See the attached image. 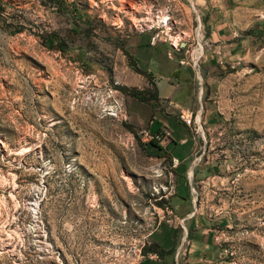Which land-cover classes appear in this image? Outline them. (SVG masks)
<instances>
[{
  "label": "rangeland",
  "instance_id": "obj_1",
  "mask_svg": "<svg viewBox=\"0 0 264 264\" xmlns=\"http://www.w3.org/2000/svg\"><path fill=\"white\" fill-rule=\"evenodd\" d=\"M197 16L201 69L210 48L194 0H0V264H135L156 226L182 232L200 205L229 220L215 238L224 260L264 264V37L227 79L221 118L206 120L213 90L186 59ZM138 38L156 62L171 56L192 69L205 140L161 99L183 101L188 74L177 87L158 76L161 98L149 99L153 79L132 54ZM134 100L151 108L139 122ZM188 134L197 149L183 170L172 156L186 155L190 140L178 137ZM201 145L218 164L203 183Z\"/></svg>",
  "mask_w": 264,
  "mask_h": 264
},
{
  "label": "crops",
  "instance_id": "obj_2",
  "mask_svg": "<svg viewBox=\"0 0 264 264\" xmlns=\"http://www.w3.org/2000/svg\"><path fill=\"white\" fill-rule=\"evenodd\" d=\"M194 2L201 10L206 40L210 48V52L206 55L200 69L206 89L213 90L205 102L204 116H206V120L217 122L221 118L220 114L225 109L222 93H225V87L229 86L227 79H230L234 73H243L245 71L246 67L243 63L247 59L253 44H258L264 37L262 35L264 20L260 18L264 14V0H194ZM141 40L138 38L133 44L134 51L132 54L136 59L137 66L152 77L151 83L158 98H161L156 82L158 76L165 75L171 82H175L176 79L178 82H175L177 87V85H181L184 74H188L186 79L190 88L183 101H175L172 97L161 98L167 100L169 106L176 109V120L182 124L188 133V128L180 119L179 112L181 110L186 113L195 104V85L192 69L184 65L179 68L176 61L170 60L171 56H167L168 59L165 62H156L145 51L148 50V52L153 54V52H156L155 47L143 42L140 43ZM170 48L172 47L170 46ZM142 59L148 62L145 66L141 65ZM221 60L223 62L218 63ZM226 63L230 64V67ZM228 69L233 70L231 72L226 71ZM216 73L224 75L219 76ZM138 81H140V85L146 84L141 75ZM145 103L147 107L146 113L150 115L151 108L147 102L133 101L132 109L138 122L146 118V116H143L145 114L143 113V109H145L143 105ZM149 125L155 127V120L154 122L150 120ZM178 138L180 143L190 140V144L184 157H173L176 163L175 166L184 163L188 164V159L192 160L197 149V141L194 136L188 134L187 137ZM177 144H175L174 148ZM204 156L207 159L199 164L197 169L199 177H196L198 182L201 183L204 182V176H201L202 173L209 169L211 170L210 173H212V169L218 166L214 161L208 160L209 153L207 155L203 154L201 157ZM189 167L192 170V166L188 165L187 169ZM187 198H180V200L185 201ZM180 202L177 204L181 205ZM189 203H191L192 207L193 204L190 200ZM211 207L210 209H204L200 205L195 208L194 212L189 211L186 213L185 221L187 226H184L182 232H177L175 227L166 224L156 226L151 232V240L148 242L150 244L149 249L137 259L135 264H230L221 256V247L215 239L222 227H230L229 220L224 216H219L217 211L213 209V205ZM170 231H173V234L169 237ZM183 236H186L188 240L186 242L183 241V247L177 255Z\"/></svg>",
  "mask_w": 264,
  "mask_h": 264
},
{
  "label": "built area",
  "instance_id": "obj_3",
  "mask_svg": "<svg viewBox=\"0 0 264 264\" xmlns=\"http://www.w3.org/2000/svg\"><path fill=\"white\" fill-rule=\"evenodd\" d=\"M201 31H202V23H201L200 17L197 16L195 33H194V38H193L195 40V43L191 46L190 49L186 50V52H188V57H186V59H187V63L190 64V66L194 69L195 74L199 79H201L200 60L204 53V47L202 43L203 36L201 35ZM173 46L175 49H177V44H173ZM181 63H184V61H181ZM200 91H201V88H200ZM179 117L192 132L198 133L202 137V139L205 140V130H204L200 110H198L197 113H195L194 115L191 109L188 110L186 113L180 110ZM146 135H148L150 138L155 137L159 139L158 134L153 135L151 133H147ZM204 149H205V146H203V149L201 153L199 154V156L197 157V159L198 158L200 159V156L204 154V151H205ZM181 220L184 221L185 218H182ZM182 227L184 229V226ZM183 241L184 242L186 241V236H183L182 242ZM182 245L183 244H181L178 247L177 255L179 254L182 248Z\"/></svg>",
  "mask_w": 264,
  "mask_h": 264
},
{
  "label": "trees",
  "instance_id": "obj_4",
  "mask_svg": "<svg viewBox=\"0 0 264 264\" xmlns=\"http://www.w3.org/2000/svg\"><path fill=\"white\" fill-rule=\"evenodd\" d=\"M135 69L138 71V72H142L143 74L145 73V72H143L142 70H140V68L136 65L135 66ZM131 94H132V96H135V97H137L138 96V93H136V92H130ZM154 98H158V96L156 95V93H155V95L154 96H150V98L149 99H154ZM143 99V98H142ZM148 99V98H147ZM152 139H154V138H152ZM157 139V138H156ZM164 150H165V154L167 153L168 154V149L167 148H164ZM172 159H173V156H172ZM185 164V163H184ZM186 165L187 164H185V167H183V170H184V168H186ZM181 166V165H180ZM180 170V172L178 171V174H179V176H183L184 178H185V174L183 175V173H184V171L183 170H181V169H179ZM180 173H181V175H180Z\"/></svg>",
  "mask_w": 264,
  "mask_h": 264
},
{
  "label": "water",
  "instance_id": "obj_5",
  "mask_svg": "<svg viewBox=\"0 0 264 264\" xmlns=\"http://www.w3.org/2000/svg\"><path fill=\"white\" fill-rule=\"evenodd\" d=\"M180 45H181V46H183V45H184V43H181Z\"/></svg>",
  "mask_w": 264,
  "mask_h": 264
},
{
  "label": "bare ground",
  "instance_id": "obj_6",
  "mask_svg": "<svg viewBox=\"0 0 264 264\" xmlns=\"http://www.w3.org/2000/svg\"><path fill=\"white\" fill-rule=\"evenodd\" d=\"M165 21V20H164Z\"/></svg>",
  "mask_w": 264,
  "mask_h": 264
}]
</instances>
